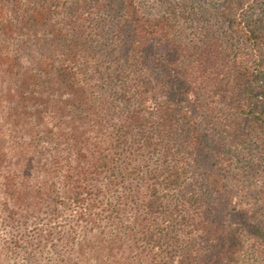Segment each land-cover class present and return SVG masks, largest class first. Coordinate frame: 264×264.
<instances>
[{
  "label": "rangeland",
  "instance_id": "374dc122",
  "mask_svg": "<svg viewBox=\"0 0 264 264\" xmlns=\"http://www.w3.org/2000/svg\"><path fill=\"white\" fill-rule=\"evenodd\" d=\"M135 1L145 24L181 49L173 66L182 67L183 106L198 128L195 155L216 172L219 189L191 168L186 173L211 214L239 229L242 250L236 264H264V121L247 113L250 102L264 108V0ZM124 6V0H0V169L28 170L33 183L27 178L20 194L56 192L55 183L60 177L71 180L68 168L81 162V155L98 147L115 152L107 142L124 108L119 103L123 85L137 72L134 25ZM143 58L149 83L132 84L146 108L162 102L166 83L152 60ZM178 126V132L185 128L184 122ZM118 175L122 178L107 176V184H114L108 185L107 198H114L119 212L125 194L134 205L146 202V185ZM123 181L130 183L125 189L116 185L125 187ZM172 192L163 196L169 209L176 203ZM47 211L38 216L42 229L51 228L44 248L24 255L23 264H182L175 236L184 239V227L177 217L155 223L163 230L147 244L136 237L138 221L123 230L132 208L121 214L123 223L113 211L110 227H99L93 209L80 215ZM187 211L185 219L193 218L194 210ZM36 234L31 228L29 235ZM10 253L0 249V264H9Z\"/></svg>",
  "mask_w": 264,
  "mask_h": 264
},
{
  "label": "trees",
  "instance_id": "16d2710c",
  "mask_svg": "<svg viewBox=\"0 0 264 264\" xmlns=\"http://www.w3.org/2000/svg\"><path fill=\"white\" fill-rule=\"evenodd\" d=\"M124 2L128 19L134 25L131 43L134 53L138 55L135 57L137 72L133 82L138 86L149 83L148 70L143 69L140 63L145 64L144 56L150 58L165 80L164 99L157 104L154 101L152 107L145 108V100L138 86L126 81L119 100V103L122 101L124 108H120V116L111 132L112 137L107 142L115 152L111 153L112 149L109 148L101 150L98 147L81 155V162L68 168L71 180L68 179L67 182L60 177L59 182L55 183L56 192L48 193L46 189L44 193L39 192L33 197L20 194L25 186L29 185L26 183L29 177L25 174L28 170L24 171L23 168L17 167L19 171L17 173L11 168L0 169L2 182L0 186L6 190L5 192L0 188V241L5 245V247L0 245V249L11 250L9 264L16 262L23 264L24 255L29 256L37 250L36 247L44 248L43 238L51 232V228L42 229L38 216L46 209L47 214L56 212V209L58 213L63 214L69 209V212L76 215L90 213L93 209L96 211L94 212L97 216L96 222L101 223L99 227H110L109 224L115 220L112 214L114 211L116 217L121 219L120 222H126L123 224L125 225L123 230L129 225L134 228L138 221L140 230L136 232V237L144 238L147 244L154 240L156 233L162 232L163 229L159 227L163 222L169 223L171 218L177 217V223L184 227L180 231L184 239L175 236V245H178L182 253V264H236L240 258L242 238L239 229L232 226L230 221L218 219L211 214L212 210L208 208L210 205H204L202 195L197 194L195 190V182L190 180V174L186 173L191 168L194 175H202L204 180L213 182L214 188L219 189L216 172L211 169L206 170L195 155V150L200 147L198 128L195 119L189 116L183 106L186 93L180 72L182 67L173 66V62L178 61L182 55L181 49L175 44H170L166 36L164 39L157 31L145 24L135 0H124ZM228 20L229 25L234 26V30L241 32L242 28L237 27L239 25H235L232 19ZM167 42L169 46L161 54L160 49ZM254 89L258 91L261 87ZM147 97L149 99V95ZM263 109L257 101L247 104V113L256 121H264ZM178 121L184 122L185 125L180 132L177 130ZM139 133H142L143 137L140 148L135 145L137 142L135 137H138ZM65 171L67 173V169ZM112 172L122 175V178L118 175L119 180L146 185L148 193L146 202L134 205L129 194H125L121 197L123 209L120 208L121 212H119V209L114 207L117 205L112 201L114 198H107V192L111 188L108 185H114L112 182L107 184V176ZM29 181L33 183L30 178ZM120 183L116 185L124 189L130 185L129 182L128 184L124 182L126 184L124 187ZM213 186L210 185L208 188L210 192L215 191ZM172 190V193L176 194V203H173L169 209L164 203V197H169ZM129 191L130 189L127 193ZM131 208L132 213L122 221L121 214H128L127 209ZM188 208L194 210V216L185 219ZM48 219L49 221L51 219L53 224L57 222L55 218ZM155 223H159V227ZM42 225L46 226V224ZM31 228L39 234L30 236ZM45 232L47 234L42 235ZM186 233L191 236L186 238ZM159 236L165 237L164 233Z\"/></svg>",
  "mask_w": 264,
  "mask_h": 264
}]
</instances>
